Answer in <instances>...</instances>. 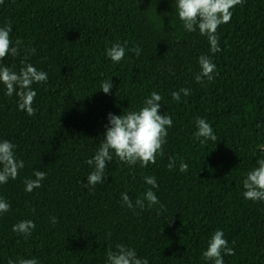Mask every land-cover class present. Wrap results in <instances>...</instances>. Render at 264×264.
<instances>
[{
  "label": "trees",
  "instance_id": "trees-1",
  "mask_svg": "<svg viewBox=\"0 0 264 264\" xmlns=\"http://www.w3.org/2000/svg\"><path fill=\"white\" fill-rule=\"evenodd\" d=\"M176 0H4L0 26L12 24L20 54L4 65L19 72L26 63L48 74L33 84L35 115L20 111L17 97L0 84V141L17 147L23 160L17 179L0 185L10 210L0 214V264L35 258L38 264H107L117 244L136 250L149 264H212L202 259L208 241L224 232L234 255L224 264H264V201L243 197V180L264 158V0H245L217 30L221 51L207 37L183 30ZM117 64L106 50L125 45ZM139 47V56L128 49ZM209 56L214 79L195 81L198 59ZM112 81L108 94L102 81ZM181 88L180 102L172 93ZM156 91L160 115L169 114L163 156L155 164L129 167L106 162L105 182L85 187L93 170L85 164L104 140L109 113L138 111ZM205 119L217 141L194 137L195 119ZM261 125L257 128L256 125ZM169 158L175 167H167ZM183 161L188 165L180 172ZM45 172L42 187L25 191L24 180ZM158 204L130 210L151 188ZM163 205V208L160 206ZM55 218L57 223H52ZM31 220L27 239L12 228ZM111 233V236L108 234Z\"/></svg>",
  "mask_w": 264,
  "mask_h": 264
},
{
  "label": "clouds",
  "instance_id": "clouds-1",
  "mask_svg": "<svg viewBox=\"0 0 264 264\" xmlns=\"http://www.w3.org/2000/svg\"><path fill=\"white\" fill-rule=\"evenodd\" d=\"M4 0H0L2 4ZM245 0H176V12L182 24L183 30L188 33L199 32V35L207 37L210 45V52L215 54L221 51L219 47V36L217 30L221 25L230 22L233 9L237 5H243ZM12 24L6 22L0 26V84L6 89L5 95L17 97V106L20 111L27 115H35L33 108L34 99L37 95L33 90V84L46 83L48 74L37 70L31 63H26L30 55L35 53L34 48L25 49L27 55L21 59L19 72L13 70L2 62L11 55L17 57L20 54L22 41L16 39L13 43L10 33ZM133 54L139 56L141 49L134 47L128 49ZM126 52L125 45L120 43L113 44L106 50L107 58L113 64L119 63L124 59ZM200 71L195 76L197 83L203 84L206 79L211 82L214 79L213 73L216 69L215 63L209 56L201 55L198 59ZM103 93L108 94L113 87L112 81H102L100 85ZM181 94L190 95V90L181 88L172 93V100L179 103ZM163 97L153 91L149 98L143 102V106L138 111H129L120 116L109 113V125L106 128L105 138L98 145L95 155L86 160L85 164L93 168L87 176V185L85 187L95 188L97 184L105 182L106 162L118 159L119 162L129 167L139 164L141 168H146L149 164H155L157 156H163V146L167 143L168 128L173 126V120L169 114L160 115V105ZM197 131L194 137L200 143L208 140L217 141L211 125L202 118L195 119ZM257 128L261 125L257 124ZM17 146L8 140L0 141V185L6 184L9 179L15 180L18 177L19 170L24 167L23 160H17L15 148ZM176 161L169 158L167 167L174 169ZM258 167L249 171L243 180V197L249 201H264V158L257 161ZM180 172H186L188 165L181 161L179 165ZM35 179L26 178L24 180L25 191L31 193L33 189L42 187L41 181L46 178L43 171L33 173ZM149 188L142 198H137L133 204L127 193H122L123 204L128 209H144L145 201L150 209L158 204V197L152 189L158 187L154 176L144 177ZM163 208V205L160 206ZM10 210V204L3 198H0V214ZM52 223H57L52 218ZM36 225L31 220H24L15 224L12 228L14 233L22 234L26 239L31 236ZM111 236V233L108 234ZM234 255V249L228 246V241L224 238V232L217 230L208 241L207 249L202 252V259L212 264H224L223 255ZM8 264H13L12 260ZM19 264H38L37 259H20ZM107 264H149L147 258H139L135 249L117 244L116 250L107 251Z\"/></svg>",
  "mask_w": 264,
  "mask_h": 264
}]
</instances>
